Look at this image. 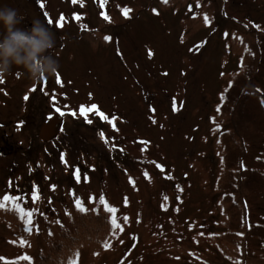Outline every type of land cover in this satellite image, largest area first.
Masks as SVG:
<instances>
[{"label":"rangeland","instance_id":"obj_1","mask_svg":"<svg viewBox=\"0 0 264 264\" xmlns=\"http://www.w3.org/2000/svg\"><path fill=\"white\" fill-rule=\"evenodd\" d=\"M0 7L50 27L59 62L0 77V264H264V0Z\"/></svg>","mask_w":264,"mask_h":264},{"label":"clouds","instance_id":"obj_2","mask_svg":"<svg viewBox=\"0 0 264 264\" xmlns=\"http://www.w3.org/2000/svg\"><path fill=\"white\" fill-rule=\"evenodd\" d=\"M23 20L16 9L0 7V77L14 67L23 69L33 80L55 74L59 62L50 52L56 43L55 33L39 19L30 27H21Z\"/></svg>","mask_w":264,"mask_h":264},{"label":"trees","instance_id":"obj_3","mask_svg":"<svg viewBox=\"0 0 264 264\" xmlns=\"http://www.w3.org/2000/svg\"><path fill=\"white\" fill-rule=\"evenodd\" d=\"M251 103H252V107L258 112V114L263 115L264 118V103L261 99V96H259L258 94L256 96H254L251 99ZM259 116V117H260ZM236 141L234 140V137L232 135H228L226 134V137L223 138V143H224V148L226 151V154L224 155V157H226V168L229 169L232 166V163L230 161V157L233 153V150L236 146ZM258 177H262V175L259 174V172L257 171H253V173H251L250 175V181H256ZM237 203L236 201H233L231 196H229V204H228V210L227 213L229 214V218L233 221L235 220L236 216L238 215L237 212V207H236ZM234 226L238 227V223L234 224ZM67 231V230H66ZM67 237H71L70 233H66ZM58 245V244H56ZM46 258H49L48 254L47 256H43L42 257V261H40L38 264H45L46 262H43L46 260Z\"/></svg>","mask_w":264,"mask_h":264},{"label":"water","instance_id":"obj_4","mask_svg":"<svg viewBox=\"0 0 264 264\" xmlns=\"http://www.w3.org/2000/svg\"><path fill=\"white\" fill-rule=\"evenodd\" d=\"M62 121V115L57 113L48 121L47 124H43L40 130V138L42 140L49 139L57 134L58 124Z\"/></svg>","mask_w":264,"mask_h":264},{"label":"snow or ice","instance_id":"obj_5","mask_svg":"<svg viewBox=\"0 0 264 264\" xmlns=\"http://www.w3.org/2000/svg\"><path fill=\"white\" fill-rule=\"evenodd\" d=\"M165 2H167V0H165ZM102 15H103V14H102ZM44 16H45V17H48V13L45 12V13H44ZM104 18H105V19H108L107 16H105ZM62 19H63V17L61 16V20H62ZM77 19H79L78 16H77ZM47 22H48L50 25H53L54 27H59V28H62V27H63V24L61 23L60 20H56V21H54L53 18H48ZM206 22H207V18H206ZM106 39H110V38L106 37ZM0 79H2V78H0ZM57 80L59 81V77H58V76H57ZM90 110H97V111H98L96 105H92ZM85 112H86V110H85L84 107L82 106V107H81V113L83 114V113H85ZM99 115H100L102 118L107 119V117L104 115V113L100 112ZM3 199H4V200H8L9 197H8L7 195H5V197H4ZM100 199L103 201V200H104V197L101 196ZM78 207H79V204H78ZM85 211H86V209H85ZM107 211H109V212H115L116 209H115V208H107ZM28 215L31 216V213L29 212ZM112 223L115 224L116 221L113 220ZM29 259H30V258H29Z\"/></svg>","mask_w":264,"mask_h":264}]
</instances>
